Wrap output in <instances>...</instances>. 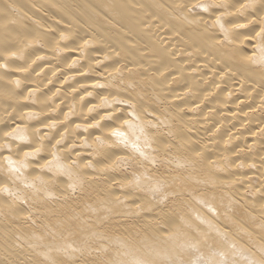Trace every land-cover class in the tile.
Wrapping results in <instances>:
<instances>
[{
	"label": "bare ground",
	"instance_id": "bare-ground-1",
	"mask_svg": "<svg viewBox=\"0 0 264 264\" xmlns=\"http://www.w3.org/2000/svg\"><path fill=\"white\" fill-rule=\"evenodd\" d=\"M0 264H264V0H0Z\"/></svg>",
	"mask_w": 264,
	"mask_h": 264
}]
</instances>
